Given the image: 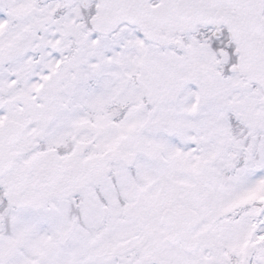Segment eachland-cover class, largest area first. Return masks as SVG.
<instances>
[{"label": "snow or ice", "instance_id": "snow-or-ice-1", "mask_svg": "<svg viewBox=\"0 0 264 264\" xmlns=\"http://www.w3.org/2000/svg\"><path fill=\"white\" fill-rule=\"evenodd\" d=\"M0 264H264V0H0Z\"/></svg>", "mask_w": 264, "mask_h": 264}]
</instances>
